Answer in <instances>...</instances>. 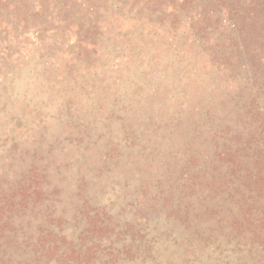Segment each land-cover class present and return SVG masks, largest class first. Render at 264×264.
<instances>
[{
    "label": "rangeland",
    "instance_id": "1",
    "mask_svg": "<svg viewBox=\"0 0 264 264\" xmlns=\"http://www.w3.org/2000/svg\"><path fill=\"white\" fill-rule=\"evenodd\" d=\"M171 1L0 8V264H264V77Z\"/></svg>",
    "mask_w": 264,
    "mask_h": 264
},
{
    "label": "trees",
    "instance_id": "2",
    "mask_svg": "<svg viewBox=\"0 0 264 264\" xmlns=\"http://www.w3.org/2000/svg\"><path fill=\"white\" fill-rule=\"evenodd\" d=\"M197 1L172 0L171 5L174 10L186 11L194 19H198L194 27L199 26L198 33L208 36L211 33L209 29L212 18L201 13L195 14ZM214 6L224 11L233 22L235 32V37L230 38L231 46L215 50L214 57L225 59L223 61L226 66L236 63L234 65L246 67L256 76L264 77V0H216ZM0 8H13L21 14L23 8H28V3L27 0H0ZM246 146L251 149L249 142ZM250 155L264 159V146L251 150Z\"/></svg>",
    "mask_w": 264,
    "mask_h": 264
}]
</instances>
